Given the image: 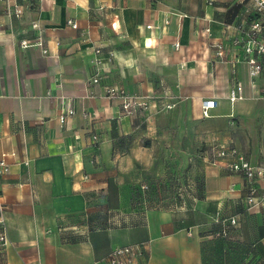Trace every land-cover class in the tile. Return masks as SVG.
I'll list each match as a JSON object with an SVG mask.
<instances>
[{
	"label": "crops",
	"instance_id": "crops-1",
	"mask_svg": "<svg viewBox=\"0 0 264 264\" xmlns=\"http://www.w3.org/2000/svg\"><path fill=\"white\" fill-rule=\"evenodd\" d=\"M12 2L0 0V159L8 164L0 264H104L125 245L141 247L136 264H262L264 200L248 210L243 177L215 155L231 144L241 150L229 130L264 109V78H249L233 44L251 1L28 0L19 20L6 14ZM238 81L244 98L231 104ZM109 87L149 98V107L123 114ZM207 100L216 105L204 117ZM256 147L244 154L264 165ZM194 157L204 183L187 212L134 209L133 186L162 160ZM256 183L264 190V179ZM216 213L236 218L226 239L208 234L220 227Z\"/></svg>",
	"mask_w": 264,
	"mask_h": 264
},
{
	"label": "built area",
	"instance_id": "built-area-1",
	"mask_svg": "<svg viewBox=\"0 0 264 264\" xmlns=\"http://www.w3.org/2000/svg\"><path fill=\"white\" fill-rule=\"evenodd\" d=\"M28 0H13L7 6L6 14L12 20H19L23 16L24 9ZM251 7L246 10L247 19L238 27L240 37L233 39V44L238 46L242 53L244 61L247 65V72L250 79L264 78V0H250ZM210 3V2H209ZM67 25L76 28V23L72 20L66 21ZM32 28H37V24L33 23ZM3 30V25L0 23V31ZM209 32V29L206 28ZM40 39L30 43L27 40H21L20 45L22 48H27L33 45H41ZM215 57L223 60L224 48L221 43H215ZM178 44L174 45L177 48ZM46 52V51H44ZM101 49H94L93 62L97 65L102 60L100 58ZM99 81L98 74H95L91 79V83ZM243 86L239 81L235 83L227 93V100L233 104L243 100ZM108 99H121L120 109L123 114L131 115L136 111L146 109L149 107V98L130 95L125 93L121 88L109 87L105 94ZM260 98L264 100V86L260 91ZM216 105L214 100L203 101L201 104V112L204 117L209 115L210 109ZM171 104H166L164 108H171ZM74 114L73 108L68 107L63 114L59 117V122L64 123L67 116ZM94 141L96 137H93ZM216 157L227 159V169L232 173L240 174L245 181L246 190V204L248 210L257 205L258 202L264 200V190L259 191L257 188V180L264 179V165L252 164L243 154H241L234 147H227L219 149L215 152ZM8 172V164L4 159H0V185L4 175ZM1 210V209H0ZM212 222L218 224L219 230L212 233V237L226 236L229 228L235 227L237 224L235 217H221L219 213L213 215ZM214 230V229H213ZM5 230L3 228V220L0 215V247H3L6 240ZM141 254V247L139 245H125L113 248L106 257L102 260L104 264H136L138 256ZM92 264H99L94 262Z\"/></svg>",
	"mask_w": 264,
	"mask_h": 264
},
{
	"label": "rangeland",
	"instance_id": "rangeland-1",
	"mask_svg": "<svg viewBox=\"0 0 264 264\" xmlns=\"http://www.w3.org/2000/svg\"><path fill=\"white\" fill-rule=\"evenodd\" d=\"M260 108L251 119L247 117L241 119L239 117L241 128L235 132L229 130L231 139L233 137L238 138L241 144L239 148L242 151L236 149L245 157L246 154H244L243 147L252 148L256 145L257 150L261 149V152H264V109ZM245 121H247L246 124H244ZM243 125H249V127ZM228 147L234 146L231 144ZM210 151L211 153L213 152L212 147ZM161 164L162 168L160 172L144 177L140 183L133 186L131 199L134 209L140 211L149 209L183 210L187 212L191 207L193 199L202 196L201 189L204 182L201 161L194 157L186 160H162ZM245 248L241 246L238 248V251L244 253ZM236 264L246 263L242 258L237 260ZM262 264H264V260H262Z\"/></svg>",
	"mask_w": 264,
	"mask_h": 264
},
{
	"label": "trees",
	"instance_id": "trees-1",
	"mask_svg": "<svg viewBox=\"0 0 264 264\" xmlns=\"http://www.w3.org/2000/svg\"><path fill=\"white\" fill-rule=\"evenodd\" d=\"M221 217H225V216H221ZM233 228H235V227L229 228L228 234L226 236H224V237L219 236V237H213V238L226 239L229 236V234L231 233V231L233 230ZM217 230H219V229L209 230L208 234L211 235L212 233L216 232Z\"/></svg>",
	"mask_w": 264,
	"mask_h": 264
}]
</instances>
